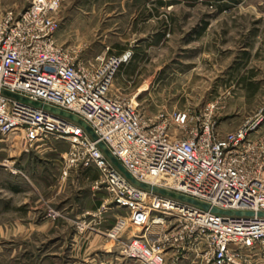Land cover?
<instances>
[{
	"label": "built area",
	"instance_id": "2783aa9c",
	"mask_svg": "<svg viewBox=\"0 0 264 264\" xmlns=\"http://www.w3.org/2000/svg\"><path fill=\"white\" fill-rule=\"evenodd\" d=\"M62 2L30 0L22 9L0 8V141L21 137L27 152L53 138L65 141L70 145L65 174L71 168L98 170L94 190L109 198L94 215L125 211L107 237L120 243L126 259L170 264L171 251L194 263H264V216L259 215L264 213V137H255L264 117L221 134L208 114L162 110L156 118L147 116L114 90L132 54L85 64L59 43ZM36 103L78 116L98 139L79 122ZM101 142L138 181L210 209L139 187ZM130 228L137 233L122 241Z\"/></svg>",
	"mask_w": 264,
	"mask_h": 264
},
{
	"label": "rangeland",
	"instance_id": "374dc122",
	"mask_svg": "<svg viewBox=\"0 0 264 264\" xmlns=\"http://www.w3.org/2000/svg\"><path fill=\"white\" fill-rule=\"evenodd\" d=\"M29 3L0 0V8ZM58 20L60 44L85 64L132 54L114 90L147 116L208 114L221 134L264 117V0H63ZM255 137H264V121ZM69 149L54 138L30 152L21 137L0 141V264H141L108 239L114 220L102 229L94 212L79 217L94 183L81 168L65 174ZM136 233L128 229L122 241ZM93 234L107 243L92 249ZM167 258L205 263L171 251Z\"/></svg>",
	"mask_w": 264,
	"mask_h": 264
},
{
	"label": "water",
	"instance_id": "95a60500",
	"mask_svg": "<svg viewBox=\"0 0 264 264\" xmlns=\"http://www.w3.org/2000/svg\"><path fill=\"white\" fill-rule=\"evenodd\" d=\"M7 95H11V96H14L18 99H22V100H25V101H30L29 99L27 98H23L22 96L20 95H15V94H12L10 92H5ZM37 105H40V106H43L44 108L48 109V110H51L53 112H56V113H59L65 117H68V118H71L72 120L74 121H77L79 122L83 127H85L92 135L93 137L97 140L98 137L97 135L94 133V130L87 124L86 121L80 119L78 116L76 115H73L69 112H66V111H62V110H59L57 108H52L50 106H47V105H42L40 103H36ZM100 146L101 148L107 153V155L110 157V159L113 161V163L133 182L135 183L136 185H138L139 187H142L143 189H147V190H153L154 192H157V193H161L163 195H167V196H171V197H174V198H178V199H181L183 201H189V202H192V203H195V204H198V205H201L207 209H210V206L207 205V204H204L202 202H199V201H196V200H192V199H189L185 196H181V195H178L176 193H173L167 189H163V188H160V187H157V186H152L150 184H147V183H143V182H140L138 181L120 162L119 160L111 153V151L108 149V147L106 146L105 143H100ZM213 212L215 213H221V214H235L234 212H225V211H222L220 209H217V208H213L212 209ZM238 215H245V213L243 212H237ZM247 215H254V213H247ZM260 216H264V213H260L259 214Z\"/></svg>",
	"mask_w": 264,
	"mask_h": 264
},
{
	"label": "crops",
	"instance_id": "0c3cea01",
	"mask_svg": "<svg viewBox=\"0 0 264 264\" xmlns=\"http://www.w3.org/2000/svg\"><path fill=\"white\" fill-rule=\"evenodd\" d=\"M59 36V34H58ZM59 40V39H58ZM60 43V42H59ZM89 179L92 180V182L94 183L96 180L100 179L101 174L98 170L95 169H89L88 171L84 172ZM105 192H93V197L94 199L91 200L92 202L90 203L89 206L86 207V209L84 210L85 213L83 214V216H79V217H86L87 215H91L92 212H94V214L96 213L97 210H99L101 208V206L103 205L104 200L106 199V196L104 195ZM125 214L124 210H119L116 208H112L109 211L105 212L104 214H102L100 216V224L102 229L108 227V224L110 222V219L114 220V222H116V220L121 217L122 215ZM103 217L105 219H103ZM98 219H96L97 221ZM100 229V230H102ZM100 235H89V246H91L92 249H97L99 246L105 245L107 243V241L105 240L104 236H100ZM102 237V238H101Z\"/></svg>",
	"mask_w": 264,
	"mask_h": 264
}]
</instances>
